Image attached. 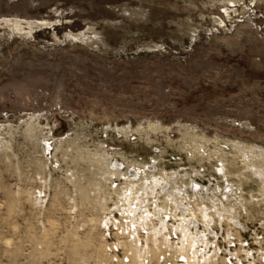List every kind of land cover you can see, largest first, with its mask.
<instances>
[{
  "label": "rangeland",
  "instance_id": "rangeland-1",
  "mask_svg": "<svg viewBox=\"0 0 264 264\" xmlns=\"http://www.w3.org/2000/svg\"><path fill=\"white\" fill-rule=\"evenodd\" d=\"M130 125L136 143L113 136ZM154 147L161 172L179 173L170 155L191 168L178 187L214 183L191 198L195 223L205 224L202 206L231 222L216 227L202 263L264 264V0H0V264L191 256L195 232L181 247L172 223L145 225L141 213L126 214L143 221L134 241L105 237L114 204L129 189L136 202L144 195L130 183L113 192L111 163L143 168Z\"/></svg>",
  "mask_w": 264,
  "mask_h": 264
},
{
  "label": "built area",
  "instance_id": "built-area-1",
  "mask_svg": "<svg viewBox=\"0 0 264 264\" xmlns=\"http://www.w3.org/2000/svg\"><path fill=\"white\" fill-rule=\"evenodd\" d=\"M138 133L139 132L133 129L130 125L125 127L124 129H114L113 136L116 137L117 140L124 139L127 140L128 143L132 144L139 141V137L137 135ZM108 136L109 133H106L105 137L107 138ZM222 148L228 149L227 146H222ZM152 153L153 155L149 159V162H147V164L143 166V168L127 166L123 162L119 161H114L111 163V171L113 176L110 180V188L113 192L124 190V184L130 183L129 185L140 184L144 195L143 197H140V202H136L138 195H132V189L128 190V188L126 187L128 192L130 191L131 193H129L126 197H119L120 200H118V203L114 204V207H112L108 213V217L103 220L102 228L104 229L105 237L108 240L113 237H118V239L130 238L129 240L134 241L135 238L138 237L137 229L139 228V224H142L143 221H140L139 224H137V220H134V217L132 215L130 218H128L126 214L135 212V217H138V214L141 213L146 217L148 216L147 220L144 222L145 225L149 223L150 226L157 221H162L160 223L164 225H166V223H172L174 229L171 236V241H173L177 245L180 244L181 247L187 246L186 243H188L186 241L184 232H195V237H197L195 239V243L197 244V246L190 250L191 256L181 255L178 259V264H199L200 262L204 263L207 261L205 260L207 256V249L206 246L203 245V243L208 241L209 245V243H211V239H218L219 233L215 231L216 227L219 228L220 224L222 227L224 224H226L227 226H231V222L226 218L225 215L220 214L218 211L214 212L211 211L210 208L202 206L203 208L200 210V214L203 217L204 215H210L214 220L211 227L213 231L211 233L210 231H208L207 226L204 224V222H202V219L201 221H196V223L191 220L196 216V209L194 208L193 210V206L191 205V198H195V200L198 201L204 200L206 196H211V191L214 190L213 188H215V185L213 182L206 183L205 181L202 182L199 179H189L185 184L178 187L177 184L180 181L179 173L189 175L191 172V168L189 167V165H186L184 161H182L181 157L179 158L178 156L170 155L166 161L172 165L179 166V173H163L161 172V170H159L160 165L165 162L162 149L159 147H154L152 149ZM194 156L195 155H193L192 153H187V161H190L192 158H194ZM200 172L204 173L205 169ZM215 173L220 180L227 179L223 165H220V167L216 169ZM119 175H123L122 179L119 178ZM149 196H155L158 200L167 198V208L164 209L163 207H160L158 201H154L152 204L148 198ZM181 196L186 197L189 202L182 203ZM232 196H234L232 188H226L225 185L222 190V196L220 199L221 203L227 204V202L231 200ZM148 218L151 220L148 221ZM238 221L239 220L237 219L236 221L234 220V224L232 225L235 226V228L237 227V230H241L242 225ZM197 229H199L200 231L207 230V236H205L203 239V237H201V235L199 234L200 231ZM145 230L146 229H140L139 232L144 234L145 237H148L149 232L147 233V231ZM216 249H219V246L216 245ZM246 253L247 256L250 253L251 255L253 254V252ZM228 259L230 264H234L231 257H228L226 261H228ZM162 261H164V258L161 260V262Z\"/></svg>",
  "mask_w": 264,
  "mask_h": 264
},
{
  "label": "bare ground",
  "instance_id": "bare-ground-1",
  "mask_svg": "<svg viewBox=\"0 0 264 264\" xmlns=\"http://www.w3.org/2000/svg\"><path fill=\"white\" fill-rule=\"evenodd\" d=\"M204 218H205V224H206V226L210 229V226H211V224H210V222H211V219L207 216V215H205L204 216ZM193 222L195 221L194 219L192 220ZM212 227V226H211ZM212 229V228H211ZM211 232V231H210ZM212 233V232H211ZM207 242V241H206ZM206 242H205V246H208V243H207V245H206Z\"/></svg>",
  "mask_w": 264,
  "mask_h": 264
}]
</instances>
